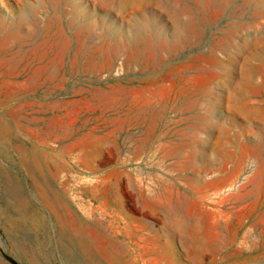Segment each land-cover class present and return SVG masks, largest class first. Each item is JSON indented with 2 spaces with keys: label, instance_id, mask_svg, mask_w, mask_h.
Here are the masks:
<instances>
[{
  "label": "rangeland",
  "instance_id": "374dc122",
  "mask_svg": "<svg viewBox=\"0 0 264 264\" xmlns=\"http://www.w3.org/2000/svg\"><path fill=\"white\" fill-rule=\"evenodd\" d=\"M0 264H264V0H0Z\"/></svg>",
  "mask_w": 264,
  "mask_h": 264
}]
</instances>
